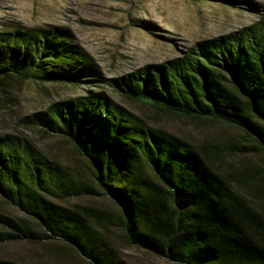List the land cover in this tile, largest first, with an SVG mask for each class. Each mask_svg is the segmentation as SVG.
I'll return each mask as SVG.
<instances>
[{"label": "trees", "instance_id": "obj_1", "mask_svg": "<svg viewBox=\"0 0 264 264\" xmlns=\"http://www.w3.org/2000/svg\"><path fill=\"white\" fill-rule=\"evenodd\" d=\"M139 26L152 31L148 22ZM74 39L61 26L0 30L4 93L27 81L86 90L21 118L26 128L64 138L73 162L29 138L0 136V199L40 229L0 214V245L54 239L87 264H129L106 236L114 225L130 246L173 264H264V203L224 168L227 153L157 127L113 97L155 115L232 126L247 144L226 151L264 159V14L251 26L119 77L105 76ZM96 197L112 201L116 211L72 203Z\"/></svg>", "mask_w": 264, "mask_h": 264}, {"label": "rangeland", "instance_id": "obj_2", "mask_svg": "<svg viewBox=\"0 0 264 264\" xmlns=\"http://www.w3.org/2000/svg\"><path fill=\"white\" fill-rule=\"evenodd\" d=\"M237 5L206 0H0V30L12 25L26 27L61 26L72 33L77 44L97 62L107 77L136 71L181 55L200 40L227 35L257 23L264 14V0H237ZM150 23L152 31L139 26ZM7 93L0 90V136L12 134L29 138L50 156L73 162L75 155L62 137H48L26 128L21 118L44 110L52 103L85 94L83 87L40 85L32 81L13 84ZM110 92V91H109ZM113 97L146 118L151 124L178 135L194 145L213 144L226 152L227 171L235 172L240 184L253 199L264 203V159L261 155H231L226 149L247 144L243 133L213 121L192 122L181 117L152 114L117 95ZM229 153V154H228ZM239 154L238 151L235 152ZM106 212H115L104 197L87 199ZM0 214L23 219L37 232L40 229L18 208L0 199ZM117 227L110 225L106 236L129 264H173L135 246H130ZM0 259L21 264H87L60 240L24 238L0 245Z\"/></svg>", "mask_w": 264, "mask_h": 264}]
</instances>
